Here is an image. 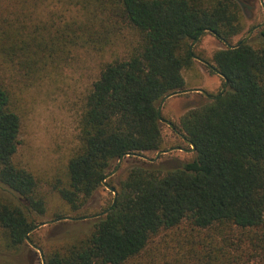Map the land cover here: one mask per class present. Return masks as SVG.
Masks as SVG:
<instances>
[{"label": "trees", "instance_id": "obj_1", "mask_svg": "<svg viewBox=\"0 0 264 264\" xmlns=\"http://www.w3.org/2000/svg\"><path fill=\"white\" fill-rule=\"evenodd\" d=\"M87 2L94 9L77 23L30 35L24 26L0 25V52L8 43L21 65L17 75L28 78L67 62L75 48L102 51L120 42L123 49L84 96L78 147L65 174L48 184L70 211H82L124 156L116 202L91 219L89 233L47 246L46 264H136L140 258L141 264H264V29L255 41L214 51L212 66L227 88L180 117L178 128L195 151L169 166L139 157L164 145L160 102L186 89L183 71L195 64L191 45L200 34L230 41L243 33V2ZM3 78L0 73V257L33 240L29 231L48 205L41 179L14 161L21 118ZM63 217L58 212L54 219ZM169 239L168 247H177L174 258L156 262L151 245Z\"/></svg>", "mask_w": 264, "mask_h": 264}, {"label": "rangeland", "instance_id": "obj_2", "mask_svg": "<svg viewBox=\"0 0 264 264\" xmlns=\"http://www.w3.org/2000/svg\"><path fill=\"white\" fill-rule=\"evenodd\" d=\"M241 2H243L242 15L245 29L230 42H237L255 25L264 22L261 0H241ZM91 9L94 7L89 5L87 0H0V25L3 24L7 28L11 25L24 26L25 35H30L33 29L50 28L53 24L61 27L67 23L86 20ZM261 29H264V25L254 31L250 40L259 39ZM46 31L44 30V33ZM119 44L120 42L113 44L102 51L84 47L75 48L67 62L50 67L49 73H43L36 78L18 76L20 62L15 57L12 59L8 43L1 47L0 73L9 85L11 106L21 118V143L14 161L18 166L30 170L41 179V189L47 196V213L37 217L39 218L37 224L55 220L54 216L58 212L73 217L98 214L113 201L114 193L102 185L86 209L72 212L58 193L50 191L48 184L54 181L51 179L65 174L68 160L79 144L78 124L84 96L97 78L101 67L112 60L117 53L123 52ZM225 45L210 32L202 34L194 43L193 50L201 60L195 58L194 66L183 71L187 82L186 89L191 91L173 95L162 105V116L170 120L177 130H179L180 117L191 107L205 101V95L195 89L203 88L210 94H217L221 90L223 77L212 68L211 59L214 51ZM7 76L11 79H7ZM162 124L164 135L162 149L171 147L183 149L162 154L157 161L176 166L191 159L194 155L190 150L191 145L168 123L162 122ZM155 154L156 152L148 153L149 156ZM127 166L128 160H123L119 170L111 176L112 184H109L116 186L118 174ZM1 187L0 183V189ZM91 228V219H63L38 227L31 232V236L34 240L32 241L44 253V249L50 244L76 239L89 233ZM171 244L172 240L168 241V244L163 240L155 241L150 251L153 259L159 263H163L165 259H173L172 253H175L177 247H168ZM0 250L5 251L1 246ZM5 260L14 264H43L40 252L28 242L17 252L0 257V263ZM144 262L140 258L136 264Z\"/></svg>", "mask_w": 264, "mask_h": 264}, {"label": "water", "instance_id": "obj_3", "mask_svg": "<svg viewBox=\"0 0 264 264\" xmlns=\"http://www.w3.org/2000/svg\"><path fill=\"white\" fill-rule=\"evenodd\" d=\"M261 3H262L263 8H264V1L261 0ZM263 25H264V22L255 25V26H254V27H253V28L247 33V35H245L244 37L240 38L237 42H230L229 40H226V39H222V40H223V42L226 44L227 47H231V48L239 47V46H241V45L247 43V42L251 39V37H252L254 31H255L256 29L262 27ZM201 35H202V34H200V35L198 36V38L195 40V42L200 38ZM195 42H194V43H195ZM194 43L191 45V48H192V49H193ZM194 57L197 58V59H200V58L197 57V56H194ZM200 60H201V59H200ZM212 68H213L218 74H220L223 78H225V84L222 86V88H221V90L219 91V93H217V94H210L207 90H205V89H203V88H198V89H195V90H196V91H199V92H201V93H203V94H204L206 97H208L209 99H216L219 95H221V94H223V93L225 92V90H226V88H227V82H228V80H227V78L225 77V75H224L223 73H221L216 67L212 66ZM189 91H191V90H190V89H183V90H180V91H177V92H173V93L168 94L167 96H165V97L162 99V101H161V103H160V105H159L158 113H159V116H160V120H161V122H166V123H168V124L174 129V130H176L179 134H181L182 137H183V139L186 140V141L191 145V149H190V150H191V151H195V144H194L190 139H188L184 133H182V132H180L179 130H177V129L174 127L173 123H172L170 120H167V119H165V118L162 116V105H163V103L165 102V100H166L167 98H169V97H171V96H173V95H176V94L185 93V92H189ZM175 149H183V148H181V147H171V148L160 149L159 151L156 152L155 156H149V155H145V154H139V157L144 158L145 160L150 161V162H155V161H157V160L161 157L162 154L169 153V152H171V151H173V150H175ZM123 159H124V156H122V157L119 159V161H118L116 167H115L111 172H109V173L106 175V177L103 179V181H102V184L105 185L109 190H111V191L114 193L113 203H112V205H111L109 208H107L106 210H104L103 212H100V213H98V214L86 215V216H79V217L66 216V217H63L62 219H70V220H86V219H92V218H95V217H98V216H100V215H102V214L107 213V212L111 209V207L114 205V203L116 202L117 194H118V191H117L116 186L109 184V183L107 182V179L110 178L111 176H113V175L119 170V168H120V166H121V163H122ZM55 221H58V220H48V221H45V222H41V223L37 224L35 227L31 228L30 231H29V233H31L33 230L37 229L38 227H40V226H42V225H45V224H47V223H51V222H55ZM27 242H28L30 245H32L33 247H35V248L40 252V254H41V258H42V262H43V264H46L45 256H44V253H43L42 249H41L39 246H37V245H36V244H35V243H34L29 237L27 238Z\"/></svg>", "mask_w": 264, "mask_h": 264}, {"label": "crops", "instance_id": "obj_4", "mask_svg": "<svg viewBox=\"0 0 264 264\" xmlns=\"http://www.w3.org/2000/svg\"><path fill=\"white\" fill-rule=\"evenodd\" d=\"M185 80H186V79H185ZM186 83H187V82H186ZM171 97H172V96H171ZM169 98H170V97H169ZM167 99H168V98H167ZM167 99H166V100H167ZM166 100H165V101H166Z\"/></svg>", "mask_w": 264, "mask_h": 264}]
</instances>
